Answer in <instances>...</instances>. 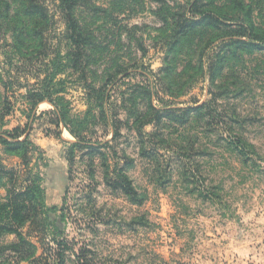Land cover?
<instances>
[{
    "label": "rangeland",
    "instance_id": "rangeland-1",
    "mask_svg": "<svg viewBox=\"0 0 264 264\" xmlns=\"http://www.w3.org/2000/svg\"><path fill=\"white\" fill-rule=\"evenodd\" d=\"M184 1L88 0L74 9L78 46L60 0H46L48 21L0 0V134L36 112V149L0 140L1 225L39 172L47 206L67 199L46 234L73 247L65 264H264V50L229 40L251 23L264 37V0H204L225 23L196 26ZM36 91L54 104L35 105ZM29 234L1 232L0 264L46 254Z\"/></svg>",
    "mask_w": 264,
    "mask_h": 264
},
{
    "label": "trees",
    "instance_id": "trees-1",
    "mask_svg": "<svg viewBox=\"0 0 264 264\" xmlns=\"http://www.w3.org/2000/svg\"><path fill=\"white\" fill-rule=\"evenodd\" d=\"M88 0H60V7L61 14L64 20L67 23V37L72 39L74 43L78 46L82 45V39H85V35L80 28V25L76 21L74 17V9L78 5L86 3ZM46 0H27V8L28 12L31 16L35 17L37 20H46L50 17L49 10L46 7ZM208 3L204 0H186L184 1V8L187 9L189 13H199L200 16L193 18V25L196 26L198 24H204L206 22H213L217 21L220 23H225V19L223 17L218 16L215 13H212L208 8ZM199 21V22H198ZM185 31V29L183 28ZM235 34L231 35V39H229L232 44H244L251 50H264V37L261 36V33H258L254 29V25L251 23L250 25H241L239 28L235 30ZM263 32V31H262ZM243 37H246L245 39ZM82 51L80 47H78L77 51V59L81 57ZM77 65V63H75ZM214 67L211 69L213 70ZM112 77H109V80ZM34 104L39 105L45 100H48L50 103L54 104L51 99L47 98V95L42 94L40 91H36V94L32 96ZM104 98L108 100L109 95H105ZM203 106H199L200 109ZM58 123H65L67 122V118L65 113L61 112L58 107L55 105L54 110ZM30 117V121L26 125V129L23 131L20 128H15L12 132L13 135H2L0 134V140H4L6 142L14 143L17 147L18 145H28L30 149H36V146L29 138L28 130L32 129V126L35 121V114ZM109 118V125H111L113 133L116 134L115 126L113 121ZM20 133H23L24 139L19 140ZM11 134V133H10ZM10 140V141H9ZM73 145H79L82 148H98L103 147L109 144L108 141H100L99 143H92L90 141H76L72 143ZM71 157L73 158V153H71ZM119 181H115V187L118 189L123 190L127 195L136 198L138 195L137 190L133 186L131 180L126 177H119ZM42 177L39 172L35 173L33 179L26 185V188L23 191L14 192L8 199L9 202L2 205L1 208L3 209H10L11 212L14 213L12 217L9 218V223L5 225L0 224V234L1 232L5 231H15L17 232L18 227L28 223L29 226V235H32L34 232H38L41 234V244L45 246L47 249L46 254L44 252L43 255L33 258L30 261V264L41 263L42 264H65V256L64 252L66 250H71L74 252L73 247H71L69 241L63 237L59 238L52 234V239L49 243H47L46 239L47 232L49 231L50 225L48 223V218L50 217V212L52 211H61V215L63 218L65 217L68 210L64 205L67 202V199L64 198V205L59 206H52L49 207L45 201V194L44 188L42 187ZM10 207V208H9ZM19 225V226H17ZM44 235V236H43ZM21 239H23L21 237ZM28 244L31 247L36 248V246L29 241ZM50 244H55V247H51ZM49 247V249H48ZM12 248L17 249L19 248L18 245H13ZM76 254V253H75ZM46 255V256H45ZM77 255V254H76ZM53 259H50L52 258ZM79 261L81 260L80 255L77 256ZM88 262L84 264H92Z\"/></svg>",
    "mask_w": 264,
    "mask_h": 264
}]
</instances>
